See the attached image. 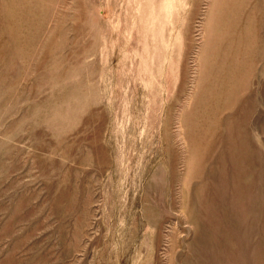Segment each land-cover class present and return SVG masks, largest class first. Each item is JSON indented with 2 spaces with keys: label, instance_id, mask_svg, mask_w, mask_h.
Segmentation results:
<instances>
[{
  "label": "rangeland",
  "instance_id": "1",
  "mask_svg": "<svg viewBox=\"0 0 264 264\" xmlns=\"http://www.w3.org/2000/svg\"><path fill=\"white\" fill-rule=\"evenodd\" d=\"M0 264H264V0H0Z\"/></svg>",
  "mask_w": 264,
  "mask_h": 264
}]
</instances>
